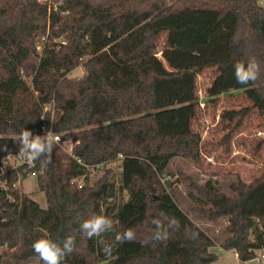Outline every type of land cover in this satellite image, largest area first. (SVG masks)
<instances>
[{"label": "trees", "instance_id": "obj_1", "mask_svg": "<svg viewBox=\"0 0 264 264\" xmlns=\"http://www.w3.org/2000/svg\"><path fill=\"white\" fill-rule=\"evenodd\" d=\"M203 37L201 56L181 61L179 47ZM160 51L175 69L160 65ZM253 56L261 65L259 78L240 86L252 105L229 112V120L235 114L242 119L249 108L264 114L259 0H0V159L19 152L15 139L23 128L41 135L44 122L74 142L73 156L57 144L46 168L36 164L47 208L25 192L13 191L14 202L0 192V264H43L32 244L47 236L75 238V251L62 264H212L217 244L242 261L255 259L264 250V173L230 184L228 192L189 178L184 208L159 178L172 158H194L200 150L201 138L192 130L198 75L214 69L206 94L215 99L229 87L234 64ZM79 66L84 73L71 77ZM49 104L53 119L45 112ZM116 161L120 185L109 175L92 187L70 184L88 174L86 166ZM125 190L140 195L142 205L125 201ZM161 213L178 219L179 230L166 241L142 243ZM93 214L111 218L113 230L87 238L80 224ZM218 220L226 222L219 242L200 224ZM127 229L136 239L116 243V234ZM192 231L198 239L189 238ZM101 239L115 244L111 258Z\"/></svg>", "mask_w": 264, "mask_h": 264}, {"label": "rangeland", "instance_id": "obj_2", "mask_svg": "<svg viewBox=\"0 0 264 264\" xmlns=\"http://www.w3.org/2000/svg\"><path fill=\"white\" fill-rule=\"evenodd\" d=\"M203 44L205 45V37L196 43L193 40L191 44L179 47L176 52L180 55L181 61L198 58L202 50L199 47ZM158 58L160 65L165 69H175L162 51L158 53ZM83 73L84 68L79 66L71 72L70 76H81ZM215 74L214 69H207L197 78V95L200 103L197 105V112L192 121V130L201 138L198 154L194 158L175 156L164 173L159 175L162 183L170 191L174 190L178 193V203L183 208L188 202L186 181L191 178L199 183L210 181L220 190L228 192L230 184L237 183L239 180L250 183L264 173V114L258 108H249L242 119L235 114L234 119L229 120V112L250 107L252 102L240 88L242 84L236 82L234 70L231 71V77H229V87L223 89L219 97L210 99L206 90ZM176 95L181 96L179 90H176ZM184 105H186L185 102L176 103L175 107L179 109ZM173 122H175L174 117L166 120V129L171 128ZM60 147L63 152L73 156V141H65ZM86 167L88 168V174H85L86 186H95L105 175L111 176L117 185H120L122 170L120 162ZM22 187L24 192L37 201L41 207H48L47 197L41 190L38 176L26 177ZM123 197L131 204L142 205V198L138 194H131L125 190ZM200 224L204 229H208L210 234L217 237L218 242L225 237L223 231L226 222L224 220ZM211 250L219 254V258L212 264H264V260L259 261L257 258L242 261L235 251L225 250L218 244ZM36 263L34 260L23 264Z\"/></svg>", "mask_w": 264, "mask_h": 264}, {"label": "clouds", "instance_id": "obj_3", "mask_svg": "<svg viewBox=\"0 0 264 264\" xmlns=\"http://www.w3.org/2000/svg\"><path fill=\"white\" fill-rule=\"evenodd\" d=\"M261 65L256 57H249L247 61H237L234 64V76L238 84L247 85L255 82L260 75ZM19 142L18 155L30 165L40 163L41 167H47L51 163L54 147L61 142V136L56 132L47 130L44 135H33L32 131L23 128L15 139ZM163 219L157 218L151 221L154 226L150 233L148 242H163L170 238L171 232L178 231L180 223L175 217L160 214ZM113 221L105 215H91L80 224V231L87 238L101 237L104 233L113 230ZM199 237L197 231L189 233V238L196 240ZM136 239V233L132 229H127L115 236L116 243L131 242ZM102 245L103 253L111 258L115 244L106 243L103 239L99 240ZM76 248V241L73 236H68L62 241L52 239L50 236L41 237L32 244L34 253L39 257L43 264H62L65 257L72 254Z\"/></svg>", "mask_w": 264, "mask_h": 264}, {"label": "built area", "instance_id": "obj_4", "mask_svg": "<svg viewBox=\"0 0 264 264\" xmlns=\"http://www.w3.org/2000/svg\"><path fill=\"white\" fill-rule=\"evenodd\" d=\"M259 4L262 7H264V0H259ZM53 109H54V106L52 108V104L45 106V112L50 111L52 114V119L54 115ZM42 118L44 119V116ZM47 130H51L55 132L53 130L52 123L50 125L47 124V122L43 123L41 135H44ZM59 135L61 136V142L59 143V145H61L65 143V141L62 139V135L61 134ZM18 153L19 152H8V153H5L0 159V192H6L11 202H14L16 200V196L13 194V191L19 190L20 192H24L22 186H23V181L26 177L38 176V172L35 169L37 162L35 165H30L26 163L25 160H23L18 155ZM78 162H81V159H78ZM21 168L27 171L25 175H23V173L21 172ZM16 171L18 172L17 178L15 180H11L9 175ZM70 184L73 186H77L78 188L85 187L86 186L85 175H80V176L71 178ZM1 249L2 247L0 245V250ZM256 258L259 261L264 260V250L258 251Z\"/></svg>", "mask_w": 264, "mask_h": 264}]
</instances>
